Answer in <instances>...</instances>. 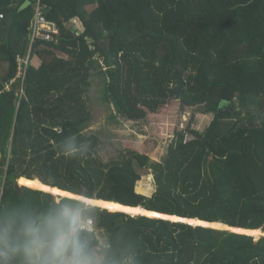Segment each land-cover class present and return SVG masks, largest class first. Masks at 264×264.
<instances>
[{"label": "trees", "instance_id": "trees-1", "mask_svg": "<svg viewBox=\"0 0 264 264\" xmlns=\"http://www.w3.org/2000/svg\"><path fill=\"white\" fill-rule=\"evenodd\" d=\"M23 1L0 0V219L80 206L91 246L114 260L264 264V236L16 189L20 179L39 181L83 197L264 231V0H41L45 18L59 28L58 42H33L30 52L34 8L20 11ZM27 53L21 80L18 57ZM94 64L115 119L154 140L126 141L110 162L101 156L100 137L83 132ZM185 111L212 118L202 132L194 118L181 129ZM72 137L77 152L66 156L63 145ZM149 172L156 185L150 197L137 191Z\"/></svg>", "mask_w": 264, "mask_h": 264}, {"label": "clouds", "instance_id": "clouds-1", "mask_svg": "<svg viewBox=\"0 0 264 264\" xmlns=\"http://www.w3.org/2000/svg\"><path fill=\"white\" fill-rule=\"evenodd\" d=\"M66 156L77 152L76 139L63 145ZM80 206H55L33 214L24 210L0 219V264H133L98 253L85 236Z\"/></svg>", "mask_w": 264, "mask_h": 264}, {"label": "rangeland", "instance_id": "rangeland-1", "mask_svg": "<svg viewBox=\"0 0 264 264\" xmlns=\"http://www.w3.org/2000/svg\"><path fill=\"white\" fill-rule=\"evenodd\" d=\"M94 65L95 67L91 70L90 85L85 93V101L87 102L91 118L84 127L83 132L85 135H97L100 137L102 140L101 156L105 162H110L121 157L124 147L123 143L126 141L148 144L154 140L145 135L135 133L133 130L129 129L125 122L120 119H115L117 110L114 105L105 98V81L100 73V69L97 68L96 64ZM190 116L191 114L188 111L181 114L179 120V127L181 129L187 126L191 118H194L193 127L202 132L208 126L212 118L210 114L202 115L199 112H195L193 117ZM172 141L173 138L168 143L162 144L158 157L159 160L167 156ZM155 144L156 147L159 145L157 141H155ZM31 190L34 191V189ZM155 190L156 185L154 183V176L149 172L138 182L137 191L150 197L154 194ZM97 235L102 244L107 243V235L105 233L97 231Z\"/></svg>", "mask_w": 264, "mask_h": 264}, {"label": "bare ground", "instance_id": "bare-ground-1", "mask_svg": "<svg viewBox=\"0 0 264 264\" xmlns=\"http://www.w3.org/2000/svg\"><path fill=\"white\" fill-rule=\"evenodd\" d=\"M18 185L20 187H24V188H28V189H34V190H40L43 192H49V193L56 194V195L71 196L73 198L79 197V196H76V195L71 194L69 192L59 190L57 188L51 189L47 186L42 185L40 182H37V181L30 182V181H26L24 179H20V182L18 181ZM85 201L92 204V205L100 206L103 208H108L112 211H117V210L118 211H125L127 213H131L134 215L143 214V215H148L151 217H155V216L158 217V215H159L155 211H150V210L148 211L147 209H145L143 207H139V206L133 207V206L124 205V204L113 202V201H106V200L95 199V198H88V199H85ZM171 219L176 220L178 218L177 217H171ZM189 222L194 224V225L209 226V227L218 228V229H225V227H226L220 222H206V221H201L200 219H191V220H189ZM234 230H235V232L252 234L253 236H258L261 234L260 231H254V230H249V229H245V228H235ZM262 234L264 235V232Z\"/></svg>", "mask_w": 264, "mask_h": 264}, {"label": "built area", "instance_id": "built-area-1", "mask_svg": "<svg viewBox=\"0 0 264 264\" xmlns=\"http://www.w3.org/2000/svg\"><path fill=\"white\" fill-rule=\"evenodd\" d=\"M34 17L31 20L29 27V41L30 44L38 40L44 42H58L55 37L59 34V28L55 22L48 21L44 16L45 6L41 4V0L33 1ZM3 19V15H0V20ZM29 53L26 56L18 57V72L17 78L23 79L25 76L26 67L28 64Z\"/></svg>", "mask_w": 264, "mask_h": 264}, {"label": "water", "instance_id": "water-1", "mask_svg": "<svg viewBox=\"0 0 264 264\" xmlns=\"http://www.w3.org/2000/svg\"><path fill=\"white\" fill-rule=\"evenodd\" d=\"M33 1H34V0H24V1L22 2V4H21L20 11H22V10H24V9H26V8H28V7H30V6H32ZM2 159H3V154H2L1 151H0V161H1ZM21 188H24V187H20V186L18 185V182H17V184H16V189H17V190H20ZM37 191H40V190H37ZM42 192H43V191H42ZM45 193L51 194L52 199L55 200V201H57L58 203H60V202L62 201L63 198L68 197V196H64V195H56V194H52V193H49V192H45ZM71 194H73V193H71ZM74 195H76V194H74ZM76 196H79L77 199L81 200V201L84 202L85 204L92 205V204H90V203H88V202L85 201V199H88V197H83V196H81V195H76ZM111 201L119 203V202L117 201V199H112ZM139 207H142V206H139ZM102 208H103V207H102ZM105 209H107L109 212H115V211H112V210H110V209H108V208H105ZM148 211H149V210H148ZM150 211H151V210H150ZM122 212H125V211H122ZM155 212H156L157 214H159V215H158V218H163V219L172 220V221H181V222H186V223H189V224H192V223L189 222V220H191V219H198V218H188V217H183V216H178V215H171V214H168V213H162V212H158V211H155ZM125 213H127V212H125ZM128 214H131V213H128ZM131 215H134V214H131ZM137 215H143V214H137ZM134 216H135V215H134ZM155 217H157V216H155ZM171 217H177L178 219L174 220V219H171ZM192 225H194V224H192ZM223 225L226 226V227H225L226 230H231V231H234V232H235V230H234L235 228H239V227H233V226H229V225H225V224H223ZM259 230H260V229H259ZM260 232H261V234L258 235V236H255L256 238H259L260 236H264V235L262 234L264 231L260 230Z\"/></svg>", "mask_w": 264, "mask_h": 264}, {"label": "crops", "instance_id": "crops-1", "mask_svg": "<svg viewBox=\"0 0 264 264\" xmlns=\"http://www.w3.org/2000/svg\"><path fill=\"white\" fill-rule=\"evenodd\" d=\"M0 29H1V26H0ZM70 29L71 30H73V31H75V32H77L78 31V29L76 28V27H74V26H71L70 27ZM81 32H78L77 34L79 35ZM39 41V40H38ZM31 51V44L29 43V47H28V52H30ZM8 87H9V84H6V88L8 89ZM19 93L22 95V85L20 86V88H19ZM60 190V189H59ZM139 193V192H138ZM139 194H142V193H139ZM144 195V194H143ZM258 231H260V230H258Z\"/></svg>", "mask_w": 264, "mask_h": 264}]
</instances>
